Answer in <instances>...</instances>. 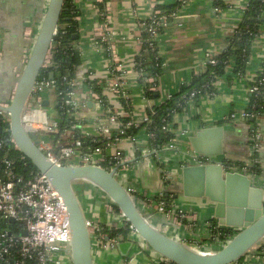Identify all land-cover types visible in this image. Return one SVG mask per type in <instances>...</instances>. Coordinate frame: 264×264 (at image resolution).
Segmentation results:
<instances>
[{
	"label": "crops",
	"instance_id": "1",
	"mask_svg": "<svg viewBox=\"0 0 264 264\" xmlns=\"http://www.w3.org/2000/svg\"><path fill=\"white\" fill-rule=\"evenodd\" d=\"M222 1L225 6L216 7L215 0H183L180 4H177L180 0H73L79 12L76 17V37L73 36L75 54L78 53L76 75L82 76L87 72L98 82H104L110 69L119 66L124 70L122 91L128 98L125 102L127 105L107 91L102 93L110 107L119 115L132 114L136 124L142 122L148 105H158L176 94L182 85L189 83L192 76L204 68L210 56L225 48L227 40L240 23L249 0ZM98 3L103 4V11L97 6ZM47 4L48 0H0L2 104L12 96ZM158 4L168 6L174 13L169 17L164 16L161 29L154 39L157 42L156 56L161 59L160 71L149 82L154 81V89L159 96L148 100L134 60L141 50L142 30ZM263 60L264 22L252 44L251 56L244 73H233L231 60L225 73L213 82L212 93L190 100L183 111L173 115L169 128L177 138V150L164 147L153 150L144 129L135 137L119 138L110 149V152L121 151L123 167L131 180L130 184L138 189V193L146 191L166 196L169 194V198L173 196L167 216L160 215L142 200L137 201L143 215L163 232L201 251H214L226 239L206 241L212 236L210 224L220 226L213 216L212 202L207 197H187L178 191L182 164L187 162L183 152L192 149L189 137L197 131L221 125L224 129L222 152L213 155L214 158L236 165L249 160L251 124L240 114L246 111L249 87L262 70ZM91 92L82 86L74 87V98L79 106L72 116L81 133L97 136L98 120L106 118V111L95 108ZM43 100L48 101L49 115L57 116V112L62 110L63 105L52 88L45 91ZM256 126L261 134L257 165L260 171L252 181L264 187V115L258 119ZM157 152L165 158L161 162L164 167L159 166ZM165 170L173 175L170 183L164 181ZM77 181L73 186L79 192L77 195L80 204L83 209H90L85 213L99 217L103 227L111 225L113 216L104 207L107 200H104L105 194L90 182ZM81 185L84 186L83 190ZM105 236L108 237L106 234ZM117 241L112 248H104L99 242L92 241L93 264H162L165 261L162 256L145 246L136 232L131 231L127 239ZM260 243L264 245V238ZM254 247L242 261L232 264H264V248Z\"/></svg>",
	"mask_w": 264,
	"mask_h": 264
},
{
	"label": "water",
	"instance_id": "2",
	"mask_svg": "<svg viewBox=\"0 0 264 264\" xmlns=\"http://www.w3.org/2000/svg\"><path fill=\"white\" fill-rule=\"evenodd\" d=\"M63 3L64 0H48L12 96L5 106L0 105V109L9 113V134L16 148L49 179L64 201L71 234L70 264H93L85 212L73 186L77 180L90 182L106 194L137 235L164 259L174 264H232L238 261L264 238V187L256 185L244 171L225 170L221 163L182 164L179 193L187 197H207L213 204V216L218 224L235 231L218 249L201 251L152 224L116 178L117 167L104 168L91 163L54 164L38 148L36 136L24 129L21 112L56 41ZM76 55L78 57V53ZM52 76L50 72L49 79ZM42 105L48 107V101L43 100ZM223 138V126L217 125L197 131L189 137V142L195 152L218 155L222 152Z\"/></svg>",
	"mask_w": 264,
	"mask_h": 264
},
{
	"label": "built area",
	"instance_id": "3",
	"mask_svg": "<svg viewBox=\"0 0 264 264\" xmlns=\"http://www.w3.org/2000/svg\"><path fill=\"white\" fill-rule=\"evenodd\" d=\"M163 18L164 15L161 14L159 9L154 10L150 16V25L147 30L150 32L152 39H155L156 28L161 24ZM2 55L0 47V62ZM50 57L49 51L44 66L49 62ZM123 74L124 70L119 66L112 67L110 74L103 82V91L114 95L121 103L128 100L122 91L124 85ZM87 75L92 77L91 73ZM139 75L144 76L146 81L153 79V76L148 72L140 71ZM85 77V75H76L75 78H69L66 74L62 77V80L73 86ZM54 85L53 79H37L21 112V123L27 132L36 136L38 148L51 162L57 165L91 163L101 166V162L105 160L106 156L111 160H115V163L107 168L117 167L115 171L116 178L132 195L136 204L138 205L137 201L142 200L160 215H169V212L165 210L164 201L155 199L160 194L147 193L146 191L138 193V189L130 184L131 180L126 174L125 167H123L124 158L120 150L110 152L111 147H108V152L104 153V149L101 147H94L91 151L84 152L81 150L83 143L81 139H75L70 144L52 142L49 135L58 132V120L56 116L49 115L48 108L42 105V101L45 91L53 88ZM256 91H258V86L250 85L249 93ZM194 95L195 91L191 92L189 97L192 98ZM90 97L97 110L106 111V118L98 120L99 134L109 137L111 130H116L122 134L125 127L129 126L131 122L135 123L136 120L132 114L123 116L114 111L106 97L105 99L102 98L95 91L90 93ZM61 102L66 106H79L78 101L74 98V87L65 92V97ZM5 104L0 103L2 106H5ZM151 106L153 105H148V107ZM247 115L245 111L240 114L244 118ZM120 116L130 117V121L124 124L119 120ZM231 116L234 117V115ZM0 122L8 123L6 131L9 133V113L3 109H0ZM163 128L170 131L169 126L165 125ZM1 132L0 129V135ZM152 135L155 134L152 133ZM249 141L251 156L248 161L241 165L218 161L213 155H204L192 149H187L183 153L187 162L199 164L221 163L225 170L240 169L253 178L257 173L252 168L259 164L258 152L261 146V134L257 126L250 128ZM8 142H11L16 148L10 134L9 137L0 136V154L4 152L3 156H0V264H70L71 234L67 210L62 197L43 173L36 169H30L28 166L30 162L23 154L17 160L5 155ZM177 143L176 136H173L162 147L177 150ZM156 156L159 162L165 161V158L159 152L156 153ZM16 162L18 164L15 166ZM164 172L166 175L169 174L166 170ZM138 194L141 196H138ZM111 204L109 198L104 204L105 209L113 216L109 227L123 226L126 220L125 217L120 211H115ZM85 217V223L92 241L99 242L104 248H112L117 244L116 238L106 237L102 232L103 226H101L99 217L88 216L86 213ZM104 238L106 239L104 240ZM145 246L149 248L146 243Z\"/></svg>",
	"mask_w": 264,
	"mask_h": 264
},
{
	"label": "trees",
	"instance_id": "4",
	"mask_svg": "<svg viewBox=\"0 0 264 264\" xmlns=\"http://www.w3.org/2000/svg\"><path fill=\"white\" fill-rule=\"evenodd\" d=\"M182 2L183 0H180L177 4ZM214 5L216 7L225 6L222 0H215ZM97 6L103 11L104 7L102 3H98ZM156 9H159L161 14L165 17L172 16V13H174L171 8L162 4H158ZM243 12V17L235 28L234 33L227 40L225 48L220 53L207 59L204 68L200 72L194 74L189 83L182 85L176 94L171 95L158 105L148 107L145 113V120L138 124L131 122L129 126L125 127L124 133L122 134L116 130H111L109 137L104 136L103 134L89 136L81 133L79 127L73 120L72 115L76 107L62 104V110L57 112L56 116L58 120V132L49 135L52 142H55L56 144H70L75 139H81L83 141L81 147L82 151L89 152L94 147H101L104 149V153H107L108 147L112 148L118 142L117 138H132L144 129L146 133H148L150 145L154 148H161L171 137L175 136L171 130L169 131L167 128L165 129L163 127L165 125L169 126L172 122L173 115L177 112L183 111L190 100H197L201 95L212 93L214 90L213 82L225 73L226 67L231 60H233V73L240 75L244 73L251 56L252 44L264 22V0H249ZM78 14L79 12L76 9L73 0H64L63 9L56 30L57 38L50 49L51 57L49 62L40 72L38 79H49L50 72H53L52 79L54 80L55 85L52 89L60 101L64 99L65 92L75 86H82L86 91H95L105 99V96L102 93L104 88L103 81L98 82L95 78L89 77L87 72L85 74L86 77L73 86H70L66 81L62 80V77L66 74L69 78H75L76 70L78 68L75 48L73 46L75 41L73 36L77 33L78 29V21L76 20ZM149 25L150 20H147L141 33V50L135 57L134 65L137 71L148 72L153 75V77H156L160 71L159 61L161 59L156 56L157 42L151 38L150 32L147 30ZM160 27L161 25L157 26V32L161 29ZM140 80L143 83L147 99L159 96L156 90L153 89L154 81H146L144 76H140ZM250 85H257L258 91L250 93L249 102L245 111L248 115L244 119L251 124V127H254L257 125L258 119L264 115V60L262 62V70L257 73ZM193 91H195V95L190 98L189 94ZM125 102L127 101H123V103L127 105ZM126 108L128 109L130 107ZM119 120L125 124L130 121V117L120 116ZM7 128V122H0V129L2 130L0 136L9 137V133L6 131ZM152 133L155 135H152ZM3 154L4 152H2L0 156H3ZM5 155L17 160L22 156V153L14 148L11 142H8L5 149ZM114 163L115 160H111L106 156L105 160L101 162V166L107 168ZM17 164L18 163L16 162L15 166ZM28 166L30 169L35 170V167L30 163ZM159 166L164 167L161 162L159 163ZM252 169L256 173H259L260 171L257 166H254ZM172 179L173 175L169 174L167 176L164 172L165 182L167 181L170 183ZM172 197L169 198V194L166 196L162 193L159 196L157 195L155 199L163 200L165 210L168 211ZM112 207L115 211H119L113 203ZM209 227L212 230V236L209 239H206L208 242H215L217 240L223 241L235 232L231 228L217 226L214 223H211ZM131 231H134V229L127 220H125L123 226L117 228L104 226L102 229V232L108 237H114L118 240L127 239ZM256 246H258V249L264 248V245L260 242ZM243 258L244 256L236 262L242 261ZM164 260L165 261L162 262V264H174L166 259Z\"/></svg>",
	"mask_w": 264,
	"mask_h": 264
},
{
	"label": "rangeland",
	"instance_id": "5",
	"mask_svg": "<svg viewBox=\"0 0 264 264\" xmlns=\"http://www.w3.org/2000/svg\"><path fill=\"white\" fill-rule=\"evenodd\" d=\"M76 182H78V181H76ZM81 187H82V189H81V190H83V189H84V186H83V185H81ZM77 193H79V192H77ZM108 198H109V197H108V196H106V194H105V199H104V200H106V199H108ZM94 201H98V200H94ZM94 201H92V205H93ZM98 202H99V201H98ZM89 207H90V206H89ZM84 209H85V208H84ZM84 209H83V210H84ZM84 211H87V212H88V211H90V209H89V208H87V210L85 209ZM87 212H86V213H87ZM261 241H262V240H261ZM261 241H260V242H261ZM255 247H256V246H255ZM255 247H254V249H256V248H257V247L255 248Z\"/></svg>",
	"mask_w": 264,
	"mask_h": 264
}]
</instances>
